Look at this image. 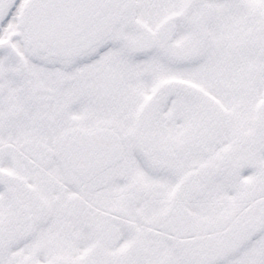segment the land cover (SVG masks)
<instances>
[{"label":"snow or ice","instance_id":"1","mask_svg":"<svg viewBox=\"0 0 264 264\" xmlns=\"http://www.w3.org/2000/svg\"><path fill=\"white\" fill-rule=\"evenodd\" d=\"M0 264H264V0H0Z\"/></svg>","mask_w":264,"mask_h":264}]
</instances>
